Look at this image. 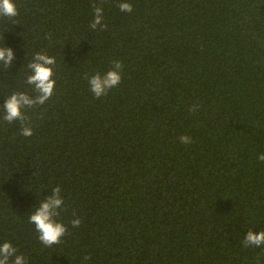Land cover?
Masks as SVG:
<instances>
[{
    "label": "trees",
    "instance_id": "obj_1",
    "mask_svg": "<svg viewBox=\"0 0 264 264\" xmlns=\"http://www.w3.org/2000/svg\"><path fill=\"white\" fill-rule=\"evenodd\" d=\"M93 2L15 0L0 18L15 54L0 105L34 94L37 52L56 59L54 95L26 111L33 135L0 119V243L29 264H264L243 245L264 230V0H106V31L89 27ZM113 60L122 82L96 99L84 74ZM56 186L70 234L47 248L28 217Z\"/></svg>",
    "mask_w": 264,
    "mask_h": 264
},
{
    "label": "clouds",
    "instance_id": "obj_2",
    "mask_svg": "<svg viewBox=\"0 0 264 264\" xmlns=\"http://www.w3.org/2000/svg\"><path fill=\"white\" fill-rule=\"evenodd\" d=\"M106 0H96L91 4L94 12V18L89 27L91 30L106 31L108 25L104 21V8L103 4ZM116 7L123 13H131L133 6L127 0H119ZM19 15L18 7L15 0H0V18L14 19ZM47 39L51 40L49 34ZM15 54L12 48L0 46V67L3 69H10L13 66ZM30 75H27L25 83L32 89L33 95L26 92H13L9 97L4 100L3 105H0V111L3 112L2 119L8 124L20 122V134L24 137H31L33 135V128L31 127L30 118L26 115L29 109L46 104L55 92L56 81L55 57L49 56L46 52H37L30 63L27 64ZM124 65L120 60H113L111 67L108 71L101 74L97 71L94 75L84 74V78L89 85V91L93 94L94 98L101 99L106 97L109 92L118 87L122 82V72ZM199 105H192L189 108L190 113H195L199 110ZM180 143L188 145L191 144L192 138L188 135H181L179 138ZM257 160L264 162V153L258 155ZM52 195L47 196L44 200L39 202L38 207L32 210L29 214L28 222L34 225L37 232L39 242L47 248L54 245H59L62 238L66 234H70L68 227L59 221L61 212L64 210V200L62 197V190L60 186L51 189ZM75 216V213H73ZM81 225V220L75 218L71 221L73 228H78ZM243 245L248 247H261L264 246V230L259 234L253 231H248L246 237L243 239ZM91 259L90 256L83 257V262ZM82 262V264H83ZM0 264H29L28 259L23 254H18V249L12 245L11 242L5 241L0 243Z\"/></svg>",
    "mask_w": 264,
    "mask_h": 264
}]
</instances>
